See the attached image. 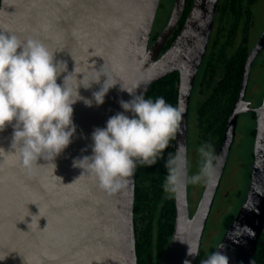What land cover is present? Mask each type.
<instances>
[{
  "label": "water",
  "instance_id": "obj_1",
  "mask_svg": "<svg viewBox=\"0 0 264 264\" xmlns=\"http://www.w3.org/2000/svg\"><path fill=\"white\" fill-rule=\"evenodd\" d=\"M162 0H1L0 29L11 30L21 40L36 39L55 54L66 84L75 89L97 78L96 71L110 73L118 82L103 105L87 107L83 100L73 108L76 135L55 160L45 156L31 169L21 167L9 152L13 128L0 132V264H138L134 230L136 173L117 193L102 191L94 178L73 161L92 155V133L122 112L120 100L132 97L121 86L144 96L165 77L179 73L177 106L183 107L181 132L176 147L188 150L192 98L205 62L220 0H193L181 32L163 54L181 22L187 0H175L172 16L162 34L152 37ZM264 51V34L248 57L246 73L236 105L231 112L218 156L222 165L218 179L205 188L192 214L189 185L174 195L175 229L161 264H200L187 256L188 245L198 246L200 255L208 223L237 137L240 117L255 114L257 130L250 185L243 204L222 242L229 264H253L264 233V102L253 108L247 102L251 72ZM79 75V76H78ZM85 79L78 81V79ZM99 85L82 86L81 97L92 99ZM58 177V178H56ZM75 180H77L74 184ZM71 184V185H69ZM65 185V186H64ZM69 185V186H66ZM247 226L251 233L234 234V227ZM47 226V227H46ZM46 227V228H45ZM45 228V229H44ZM44 229V230H43ZM239 239V243H234ZM184 241L186 243H183Z\"/></svg>",
  "mask_w": 264,
  "mask_h": 264
},
{
  "label": "clouds",
  "instance_id": "obj_2",
  "mask_svg": "<svg viewBox=\"0 0 264 264\" xmlns=\"http://www.w3.org/2000/svg\"><path fill=\"white\" fill-rule=\"evenodd\" d=\"M55 54L40 40H21L11 30L0 29V132L8 126L13 128L11 148L14 151L7 154L16 157L17 163L25 169H31L45 156L52 158L55 168L54 160L68 148L76 135L73 106L81 100L87 107H92L93 102L97 107L103 105L110 89L118 83L101 68L95 70L97 78L87 86L81 83L73 89L66 81L75 73L74 68L72 73L64 75L63 83L58 84V78L67 71L60 70L59 65L66 63L56 61ZM78 76V81L85 79L83 75V79ZM102 78H105L104 82L99 91L93 93L92 99L81 97V86L90 89L94 84L99 85ZM120 90L126 91L132 99L120 100L123 111L110 117L104 128L93 131L92 155L73 161V167L83 170L77 180L87 172L98 187L109 194L128 185L138 166L152 167L164 159L170 142L175 141L181 132L184 111L183 107L167 103L162 96L153 100L146 99L143 92L137 95L136 91L123 86ZM0 153L6 154L3 148ZM196 153L197 170L194 173L183 144H178L175 153H169L164 159L167 174L162 189L165 193L179 194L188 185L206 188L215 185L222 157L216 155L213 145L207 142L200 144ZM245 232L251 233V229L234 227V234L238 236ZM233 242L239 243L240 240L234 239ZM186 244L187 256H200L198 246ZM223 247L221 245L201 259L200 264H229ZM8 255H0V262ZM184 264L191 262L185 260Z\"/></svg>",
  "mask_w": 264,
  "mask_h": 264
},
{
  "label": "trees",
  "instance_id": "obj_3",
  "mask_svg": "<svg viewBox=\"0 0 264 264\" xmlns=\"http://www.w3.org/2000/svg\"><path fill=\"white\" fill-rule=\"evenodd\" d=\"M187 2V8L177 30V35L165 51L169 49L182 30L193 0H187ZM228 2L231 1L228 0ZM226 15L229 17L230 12L223 11L222 18H225ZM218 42L219 40H214L211 53L205 59L194 91L195 98L202 100L197 118L199 129H202L201 135L204 133V135H211L212 139L217 138L216 150L219 149L225 137L229 116L236 104L244 79L247 57V53L238 54L235 58L229 56L228 62L225 63L227 54L223 53V47ZM179 81V73H173L152 85L145 93V98L155 100L162 96L167 103L175 107L178 102ZM255 133L254 129L253 137ZM205 138L204 136L203 140ZM175 149L176 140L170 142V146L164 152V159H167L169 153H175ZM164 159L159 160L152 167L138 166L135 171L134 230L138 264H161L175 229L174 195L165 193L162 189L164 177L167 174ZM237 213H230L224 221L222 220L223 234L220 241L233 223ZM253 264H264V233L260 239Z\"/></svg>",
  "mask_w": 264,
  "mask_h": 264
},
{
  "label": "flooded vegetation",
  "instance_id": "obj_4",
  "mask_svg": "<svg viewBox=\"0 0 264 264\" xmlns=\"http://www.w3.org/2000/svg\"><path fill=\"white\" fill-rule=\"evenodd\" d=\"M229 1H231V2H228V0H220L219 10H218V14H217V18H216V22H215V26H214V31H213V35H212V38L210 41V45H209L207 55H209V53H211V47L214 43V40L215 39L219 40V42L221 44H223V45H221L218 42L220 44V46L223 47V51H224L223 53L227 54L225 56L226 59L224 60L225 63L228 62L227 58L229 56L231 58H235L238 56V54L247 53L246 62H245V73H246V63H247L248 57L250 56L251 52L255 48L257 42L260 40L261 36L264 34V0H229ZM174 6H175V0H174ZM223 11H229L230 12L229 17L226 15L225 18H222V12ZM171 16H172V14H171ZM230 16H232L231 20H230ZM180 23H179V26H180ZM179 26L176 29L174 36L171 38L169 44H171L172 39L175 38V36L177 35V30L179 29ZM164 29L165 28H163L161 31L158 32V31H156V25H155V29H154V33H153V37H152V44L158 39V37L162 34ZM169 44L167 46H169ZM165 52L166 51L164 50L163 54ZM263 57H264V51L259 56L256 63L254 64V67H253L252 72H251V77H252V74H253L255 67L257 66L258 62ZM251 77H250V79H251ZM249 85H250V83H249ZM258 90H259L258 88H257V90L254 88V89H251V92H249V89H248V93L246 96L247 102L250 103L253 108L261 107L263 102H264V84L262 87L260 86V90H259V92L262 90V93H263L262 98L260 100H258L257 103L254 101V98H252L256 94L255 92L259 93ZM193 97L194 98H192L191 111H190V117H189L188 156H189L190 163H191V172L194 173L197 170L196 169V164H197L196 149L198 148V146L202 143H205V142L211 143L214 147L215 154L217 155L219 150L221 149L222 143H221L219 149L216 150L217 138L212 139L211 135H204V133H203V135H201L200 131L202 129H199V126L197 123V118L199 117V109H200V106L202 104V100L201 99L198 100V98H195L194 94H193ZM234 107H233V109H234ZM233 109H232V111H233ZM245 117H250L253 121H255V125H256L255 131H256L257 130L256 115L255 114H244L240 117V119L245 118ZM229 118H230V116H229ZM239 122H240V120H239ZM204 136L206 137L205 140H203ZM255 138H256V133H255V136L253 137L254 144H255ZM253 148H254V145H253ZM175 151H176V149H175ZM253 161H254V155H253V159H252V164H253ZM205 188L206 187H204L202 185H189V199H190V206H191L192 214L195 213V211H196V209H197V207L201 201V198L203 196ZM221 189H222V183H221L220 189L218 191L213 209L215 208V206L217 208V206L219 205V200H220L221 191H222ZM211 216H212V214H211ZM210 221L211 220H209V222ZM208 227H207V229H208ZM203 243H204V241H203ZM218 246L219 245H217L213 249V251H215L218 248ZM202 248H203V246H202ZM213 251L206 253L204 256L202 255V259L205 258L207 255H210Z\"/></svg>",
  "mask_w": 264,
  "mask_h": 264
},
{
  "label": "rangeland",
  "instance_id": "obj_5",
  "mask_svg": "<svg viewBox=\"0 0 264 264\" xmlns=\"http://www.w3.org/2000/svg\"><path fill=\"white\" fill-rule=\"evenodd\" d=\"M174 9V0H162L156 23V31H161L166 27ZM264 84V57L258 62L250 79L249 92L251 89L260 90ZM258 90V92H259ZM252 97L257 103L262 98V90ZM196 111V110H195ZM255 121L250 117L241 118L237 130V137L232 149L230 160L222 181V191L219 205L215 206L208 223V229L204 237L202 255L213 251V249L222 242L221 222L230 213L239 212L243 201L247 195L250 185L252 170V154H253V131L255 129ZM238 214V213H237ZM220 241V242H219Z\"/></svg>",
  "mask_w": 264,
  "mask_h": 264
}]
</instances>
